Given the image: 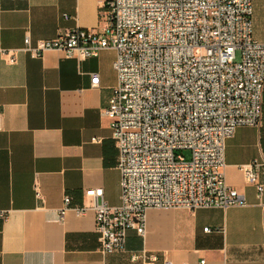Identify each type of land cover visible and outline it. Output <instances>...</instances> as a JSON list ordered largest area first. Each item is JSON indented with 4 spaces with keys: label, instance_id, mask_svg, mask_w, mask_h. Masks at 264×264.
<instances>
[{
    "label": "crops",
    "instance_id": "obj_1",
    "mask_svg": "<svg viewBox=\"0 0 264 264\" xmlns=\"http://www.w3.org/2000/svg\"><path fill=\"white\" fill-rule=\"evenodd\" d=\"M101 7L102 0H0V47L21 48L27 35L35 44L76 27L97 29ZM116 55L106 49L80 60L56 49L40 58L20 51L12 64L0 55V209L9 211L0 220V264H264V194L240 169L264 164L263 123L239 127L227 141L225 177L242 205L149 209L145 235L130 231L117 252H103L94 210L60 217L65 196L82 205L89 189H102L110 206L121 204L119 154L102 114L118 81ZM143 250L157 261L132 260Z\"/></svg>",
    "mask_w": 264,
    "mask_h": 264
},
{
    "label": "built area",
    "instance_id": "obj_2",
    "mask_svg": "<svg viewBox=\"0 0 264 264\" xmlns=\"http://www.w3.org/2000/svg\"><path fill=\"white\" fill-rule=\"evenodd\" d=\"M253 1L102 0L97 29L76 27L35 44L27 35L21 48L0 47L11 64L20 51L40 58L56 49L80 60L116 51L118 81L102 114L119 154L121 204L110 206L102 189H89L88 203L72 205L65 196L60 209L61 218L68 210H94L103 252L123 251L130 231L144 236L149 209L244 204L224 169L237 128L263 122L264 41L253 34ZM99 79L93 74L92 85ZM240 169L261 197L264 164ZM8 217L0 209V220ZM132 260L153 263L157 255L143 250Z\"/></svg>",
    "mask_w": 264,
    "mask_h": 264
},
{
    "label": "rangeland",
    "instance_id": "obj_3",
    "mask_svg": "<svg viewBox=\"0 0 264 264\" xmlns=\"http://www.w3.org/2000/svg\"><path fill=\"white\" fill-rule=\"evenodd\" d=\"M254 9L253 34L256 39L264 41V0H255ZM262 123L264 124V115ZM184 154L189 158V153L187 151H184Z\"/></svg>",
    "mask_w": 264,
    "mask_h": 264
},
{
    "label": "trees",
    "instance_id": "obj_4",
    "mask_svg": "<svg viewBox=\"0 0 264 264\" xmlns=\"http://www.w3.org/2000/svg\"><path fill=\"white\" fill-rule=\"evenodd\" d=\"M263 115H264V106H263Z\"/></svg>",
    "mask_w": 264,
    "mask_h": 264
}]
</instances>
